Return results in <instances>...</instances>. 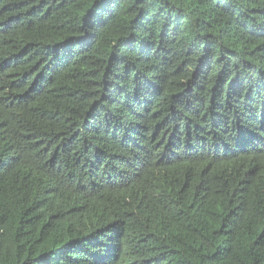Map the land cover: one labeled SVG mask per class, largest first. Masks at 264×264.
Returning a JSON list of instances; mask_svg holds the SVG:
<instances>
[{"label":"trees","instance_id":"1","mask_svg":"<svg viewBox=\"0 0 264 264\" xmlns=\"http://www.w3.org/2000/svg\"><path fill=\"white\" fill-rule=\"evenodd\" d=\"M0 264H264V0H0Z\"/></svg>","mask_w":264,"mask_h":264}]
</instances>
